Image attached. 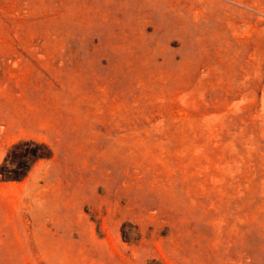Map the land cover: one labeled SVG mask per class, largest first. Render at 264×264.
Returning <instances> with one entry per match:
<instances>
[{
	"label": "rangeland",
	"instance_id": "1",
	"mask_svg": "<svg viewBox=\"0 0 264 264\" xmlns=\"http://www.w3.org/2000/svg\"><path fill=\"white\" fill-rule=\"evenodd\" d=\"M0 264H264V0H0Z\"/></svg>",
	"mask_w": 264,
	"mask_h": 264
}]
</instances>
